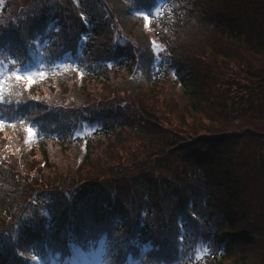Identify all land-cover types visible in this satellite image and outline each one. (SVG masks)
Returning <instances> with one entry per match:
<instances>
[{
	"label": "trees",
	"instance_id": "trees-1",
	"mask_svg": "<svg viewBox=\"0 0 264 264\" xmlns=\"http://www.w3.org/2000/svg\"><path fill=\"white\" fill-rule=\"evenodd\" d=\"M13 8L0 26V264H63L100 239L104 264H264V2ZM38 58L26 87L16 74Z\"/></svg>",
	"mask_w": 264,
	"mask_h": 264
},
{
	"label": "rangeland",
	"instance_id": "rangeland-1",
	"mask_svg": "<svg viewBox=\"0 0 264 264\" xmlns=\"http://www.w3.org/2000/svg\"><path fill=\"white\" fill-rule=\"evenodd\" d=\"M16 1L17 0H0V26H2L3 24H6V22H10L9 18L12 17V14H14V8L13 6L16 4ZM24 1V0H23ZM76 1V0H74ZM264 2V0H261ZM25 4L24 2L21 3V5ZM163 6V3L162 2H159L157 8H156V11H158L161 7ZM6 8H10V13L9 14H4L5 13V10ZM145 21H146V24L148 25V22H149V18L146 17L144 18ZM189 28H192V30H196V35H199L201 33H203V27L196 23V22H190V27ZM1 73V72H0ZM33 74L35 75V70H27V71H24V72H20L18 73L19 75H27V74ZM2 82V81H0ZM248 123V122H247ZM246 143H248L246 141ZM100 255V251L99 250H96V251H93L92 253H90L89 255H85L83 253H80L78 252L77 255L74 256V258L72 259V262L71 264H99V261H100V258L98 257ZM40 264V263H38ZM130 264H137L135 262H131Z\"/></svg>",
	"mask_w": 264,
	"mask_h": 264
},
{
	"label": "snow or ice",
	"instance_id": "snow-or-ice-1",
	"mask_svg": "<svg viewBox=\"0 0 264 264\" xmlns=\"http://www.w3.org/2000/svg\"><path fill=\"white\" fill-rule=\"evenodd\" d=\"M146 19H147V17H146ZM39 75L43 76V73H40ZM16 79L25 81L26 82L25 86L27 87V86H30L32 83H34L35 76L31 73H29L27 75H23V76L16 74ZM0 91H2V86H0ZM2 123L3 122L0 121V124H2ZM27 131H28L29 135L32 134V129L30 127L27 129Z\"/></svg>",
	"mask_w": 264,
	"mask_h": 264
}]
</instances>
